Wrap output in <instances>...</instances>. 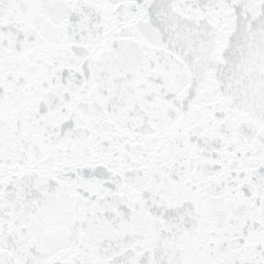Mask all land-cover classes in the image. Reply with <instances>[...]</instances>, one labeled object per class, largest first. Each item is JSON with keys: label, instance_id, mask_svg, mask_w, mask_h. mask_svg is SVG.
I'll list each match as a JSON object with an SVG mask.
<instances>
[{"label": "snow or ice", "instance_id": "snow-or-ice-1", "mask_svg": "<svg viewBox=\"0 0 264 264\" xmlns=\"http://www.w3.org/2000/svg\"><path fill=\"white\" fill-rule=\"evenodd\" d=\"M0 264H264V0H0Z\"/></svg>", "mask_w": 264, "mask_h": 264}]
</instances>
